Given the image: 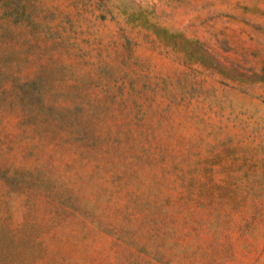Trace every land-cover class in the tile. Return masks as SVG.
I'll return each instance as SVG.
<instances>
[{"label":"rangeland","instance_id":"1","mask_svg":"<svg viewBox=\"0 0 264 264\" xmlns=\"http://www.w3.org/2000/svg\"><path fill=\"white\" fill-rule=\"evenodd\" d=\"M0 264H264V0H0Z\"/></svg>","mask_w":264,"mask_h":264}]
</instances>
